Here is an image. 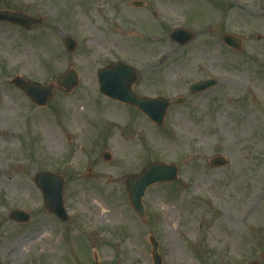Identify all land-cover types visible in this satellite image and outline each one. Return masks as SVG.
Here are the masks:
<instances>
[{"label": "rangeland", "instance_id": "rangeland-1", "mask_svg": "<svg viewBox=\"0 0 264 264\" xmlns=\"http://www.w3.org/2000/svg\"><path fill=\"white\" fill-rule=\"evenodd\" d=\"M0 9L44 21L31 32L0 24V264H153L150 236L163 264L261 260L264 0H0ZM174 28L192 31L195 40L176 45ZM224 34L242 38L241 52L221 42ZM69 38L77 43L73 53ZM116 63L138 73L137 95L173 101L162 127L100 93L99 70ZM70 70L78 87L68 95L56 86L46 108L11 84L21 77L56 85ZM207 79L218 86L190 94L191 84ZM73 104L81 116L71 128ZM129 143L133 157L122 149ZM216 156L228 165L211 169ZM155 162L177 166L179 176L146 191L143 219L125 180ZM41 172L65 178L67 223L46 209L34 181ZM100 206L107 214L96 219ZM240 206L251 222L239 219ZM15 211L31 221H11Z\"/></svg>", "mask_w": 264, "mask_h": 264}, {"label": "water", "instance_id": "water-1", "mask_svg": "<svg viewBox=\"0 0 264 264\" xmlns=\"http://www.w3.org/2000/svg\"><path fill=\"white\" fill-rule=\"evenodd\" d=\"M0 23H10L31 31L36 26L42 24L43 20L34 18L23 12L0 10ZM170 38L173 42L185 46L195 39V34L183 29H175ZM221 39L227 46L241 51L242 39L232 35H225ZM66 45L69 52L72 53L76 50L77 44L73 39H68ZM135 80L136 73L125 64H117L99 72L100 90L105 96L136 106L154 123L161 126L169 106L168 101L165 99L149 100L137 97L132 91V85ZM57 83L65 88L67 93H71L78 86V75L75 71H69L66 75L60 77ZM13 84L21 88L38 106H47L53 96V86L30 83L19 77L13 80ZM216 86L217 81L215 80L201 81L192 85L191 91L194 94H198ZM179 102H182V100ZM105 158L109 160L110 156L106 154ZM226 165L227 161L223 157H216L211 161L212 168L224 167ZM177 175L178 169L176 167L157 163L149 166L140 175L128 178V193L133 208L142 217H145L142 199L146 190L155 184L174 182L177 179ZM35 181L43 193L47 209L57 215L62 221H68V216L63 205L64 179L50 173H40L37 175ZM11 218L13 221L21 224L28 223L31 219L23 211L13 212ZM150 242L153 247L154 264H162V259L158 253L159 244L154 237L150 238ZM251 264L260 263L253 262Z\"/></svg>", "mask_w": 264, "mask_h": 264}, {"label": "bare ground", "instance_id": "bare-ground-1", "mask_svg": "<svg viewBox=\"0 0 264 264\" xmlns=\"http://www.w3.org/2000/svg\"><path fill=\"white\" fill-rule=\"evenodd\" d=\"M82 25L79 26V30L81 33H84V31H86V28H84L85 25H83L84 23H81ZM7 51L10 53V49L7 47L6 48ZM27 67L31 68V65L26 63L24 68L27 69ZM5 103H7V101H5ZM11 108V105L9 106ZM73 109H74V120L70 123V127L72 128L74 126V122L77 121V119L79 120L80 116H81V111L79 110V105L78 104H73L72 105ZM12 109V108H11ZM122 149L126 152H128L129 156L130 157H133L135 155H137V150L134 146L130 145L129 143V147L127 146V144H124ZM240 209H242L244 212H242V214L240 215V220H242L244 223H247V222H251L253 220V217L249 216V212L250 210L246 207H242L240 206L237 211H239ZM107 214V211L105 208L103 207H99L97 209H95V218H104V216ZM251 217V218H250ZM221 222L222 220L219 219L217 221L214 222L213 226H214V229H213V236H216V237H221L219 231L217 230L218 228H220L221 226ZM59 244L56 243V246H58Z\"/></svg>", "mask_w": 264, "mask_h": 264}]
</instances>
